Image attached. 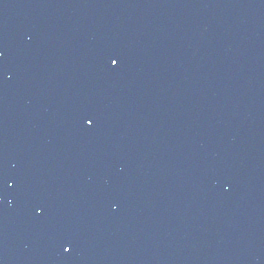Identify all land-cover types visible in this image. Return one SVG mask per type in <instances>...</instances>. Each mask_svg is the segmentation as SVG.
<instances>
[{"label": "water", "instance_id": "obj_1", "mask_svg": "<svg viewBox=\"0 0 264 264\" xmlns=\"http://www.w3.org/2000/svg\"><path fill=\"white\" fill-rule=\"evenodd\" d=\"M0 264H51L26 101L0 0Z\"/></svg>", "mask_w": 264, "mask_h": 264}, {"label": "snow or ice", "instance_id": "obj_2", "mask_svg": "<svg viewBox=\"0 0 264 264\" xmlns=\"http://www.w3.org/2000/svg\"><path fill=\"white\" fill-rule=\"evenodd\" d=\"M110 63H111L112 66L118 65L119 58L116 57V56L111 57L110 58ZM85 120H86V123L88 125H91L93 123V120L90 117H86ZM70 250H71V245L70 244L63 248V251L66 252V253L69 252Z\"/></svg>", "mask_w": 264, "mask_h": 264}]
</instances>
